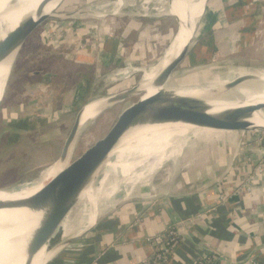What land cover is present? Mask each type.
Returning a JSON list of instances; mask_svg holds the SVG:
<instances>
[{"label":"rangeland","instance_id":"obj_1","mask_svg":"<svg viewBox=\"0 0 264 264\" xmlns=\"http://www.w3.org/2000/svg\"><path fill=\"white\" fill-rule=\"evenodd\" d=\"M113 1L63 0L54 12L57 18L46 21L18 51L0 102V189L30 182L52 165L77 116L89 102L127 95L137 86L141 90L106 105L95 119L87 122L70 145L71 160L151 95L150 85L140 84V73L161 56L168 27L161 3L123 0L124 8L118 14L95 18L89 13ZM207 4L201 25L207 45L203 46L205 57L198 63L205 68L190 72L179 87H209L211 81L218 84L216 75L231 69L264 70V0H207ZM186 66L187 63L181 67ZM131 70L136 73L126 76ZM256 138L245 137L219 150L228 153L234 147L236 151L243 147L245 151V141ZM188 147L183 157L167 162L156 172L147 187L135 185L128 188H133L128 193V185L110 186L113 207L124 199L144 206L155 199H139L171 193L164 180L171 178L174 187L181 182L188 157L195 153L187 154L191 149Z\"/></svg>","mask_w":264,"mask_h":264},{"label":"bare ground","instance_id":"obj_2","mask_svg":"<svg viewBox=\"0 0 264 264\" xmlns=\"http://www.w3.org/2000/svg\"><path fill=\"white\" fill-rule=\"evenodd\" d=\"M42 1L18 0L19 4L11 6V0H0V47L8 39L10 41L14 35L24 31L39 20L45 17L51 18L56 16L54 12L63 0L60 2L56 1L40 9L38 6ZM160 3L161 12L165 14L162 15L166 17L169 1L156 0L154 2V4L158 5ZM124 5L123 0H114L113 3L99 7L98 10L88 12L93 14V17L99 18L103 15L118 14L124 8ZM176 6H174L175 11L171 9V6L170 10H168V15L172 13L178 14ZM207 11L208 9L205 12V16ZM182 21L184 22V20ZM188 40L189 35L186 36L184 25L178 27L170 42L173 52H167L162 59L159 58L154 65L147 66L140 73V84L142 86L150 85L151 95L149 97L155 95L160 89H165L177 93L184 98H191L205 104L210 109L208 113L213 115L214 118L212 119L215 121L224 122L236 116V114L234 117L221 115L225 112H240L236 120L250 117V121L255 128L264 130V120H261V111L264 108V70L235 71L231 69L221 75H216L219 78L216 80L220 82L214 84L211 81L209 87H205L204 85L179 87L172 80V76L169 77L162 88L156 85L160 73L165 70L167 64L172 59L180 55L183 49L188 46ZM16 55L17 53L15 52L0 63V102ZM132 73H136V71L131 70L126 76ZM121 75L124 77L123 75L125 74ZM247 79H250L251 82H245L248 81ZM137 90L138 86L127 95L115 97L114 99L112 97L99 98L86 104L78 118L79 126L75 135L82 128L84 129V125L87 122L95 119L106 105L108 106V104L129 97L132 92ZM185 101L186 99H184ZM247 107H250L249 110L251 109V113L249 114L245 112V108ZM214 135H217V133L201 131L190 125L183 124L182 120H178L173 126L135 128V130L126 136L121 145L112 152L110 158L113 157L115 159L114 163L108 165L107 169L97 178H94L87 185L80 188L75 196L69 200V203L64 205L59 212L51 217L49 227H55L54 224L65 213L59 226H57L58 224L56 225L57 228H55L56 230L52 238H50L48 247L58 242H63L68 238L78 237L86 233L94 225L96 219L113 209L112 207L115 203L114 201L111 202L110 186L128 185L126 187L128 193L133 189L128 188L135 185L147 187L154 174L167 162L179 159L181 156L183 157L185 155L184 149L189 145L191 148L194 147L197 141L214 140ZM220 135L216 137L220 139ZM70 148L71 146H69ZM62 168L64 167L59 166L56 162L50 169L44 171L39 179L27 185L0 191V201L23 199L33 195L47 181L60 172ZM135 175H139V177L136 178ZM22 215L20 213L16 215L0 211V264L48 263L53 259L54 253L48 252L50 250H48V247L39 251L37 242L33 238L34 230L43 215L30 213ZM8 244H10V249L8 248ZM31 249H34L32 255L29 253ZM11 250L12 252L9 256ZM6 257L7 259H5Z\"/></svg>","mask_w":264,"mask_h":264},{"label":"crops","instance_id":"obj_3","mask_svg":"<svg viewBox=\"0 0 264 264\" xmlns=\"http://www.w3.org/2000/svg\"><path fill=\"white\" fill-rule=\"evenodd\" d=\"M205 38L203 46L207 45ZM223 147L189 155L177 190L175 182L165 178L171 193L164 191L144 206L127 203L113 209L91 233L49 264H143L149 260L152 248L147 238L169 228L178 232L176 225L214 204L218 184L227 190L243 182L245 168L239 161L231 165L235 147L228 153L219 150ZM216 180L221 183L213 185ZM179 235L180 243L167 264H193L211 251L217 264H242L247 258L264 264V178L251 195L241 194L203 213L202 218L186 223Z\"/></svg>","mask_w":264,"mask_h":264},{"label":"water","instance_id":"obj_4","mask_svg":"<svg viewBox=\"0 0 264 264\" xmlns=\"http://www.w3.org/2000/svg\"><path fill=\"white\" fill-rule=\"evenodd\" d=\"M17 1L18 0H11V6H16L18 3ZM56 1L60 2L61 0H43L38 7L43 9L44 7H47ZM168 1L169 6L166 14L168 27L165 32V36L163 37L160 58L162 59L167 52H173L171 50L170 42L178 27L184 25V32L186 36L189 35L190 40L188 46L183 49L180 55L172 59L167 64L165 70L160 73L156 81V85L161 88L171 76L173 78L172 80L176 82L177 85H182L185 81L184 78H186L188 74L205 68L202 64L198 63H200L201 59L204 57L202 41L205 37V28L201 25L204 23L203 21L207 9V0ZM175 5H177L176 7L178 8V14L176 13V15L172 13L171 15H168V10H170L171 6V9L174 10ZM67 15H71V13ZM52 18L57 17H45L44 19H41L29 26L24 31L14 35L10 41L8 39L6 43L0 47V63L11 54L15 52L18 54V51L30 38V36L35 33L36 30L46 21H52ZM182 20H184V22ZM186 63V67H181L186 65ZM190 64L192 66H188ZM207 67L211 66H206V68ZM180 68H184V70L178 72ZM247 80L248 81L245 82H251L250 79ZM184 99H186L185 102ZM249 108L250 107L245 108V112L247 114L251 113V109L249 110ZM209 110L210 109H208L203 103L192 100L191 98H184L177 93L165 89H160V91H158L155 95L136 104V106L128 111L123 117L121 116L101 139L87 148L77 158L71 160V151L69 152L68 150L69 146L73 143L75 132L79 126V115L77 116L74 125L65 141L59 158L53 163L55 164L57 162L59 166H63L64 168H62V170H60V172H58L52 179L47 181L33 195L23 199L0 201V211L10 212L16 215L18 213L21 215L25 213L43 215L42 219H40L38 222L33 235L35 242H37L38 250L41 251L43 248L48 247L50 238H52L56 230L55 228H57L56 225L58 224L57 226H59L65 213L59 217V221L54 224L55 227H49L51 217L59 212L64 205L68 204L69 200L75 196L80 188L87 185L94 178H97L107 169L108 165L114 163L115 159L113 157L110 158L112 152L121 145L126 136L135 130V128L141 129L146 127L152 128L173 126L178 122V120H182L183 124L190 125L201 131L215 132L217 135L221 134L220 139L216 137L217 135H214V140L197 141L194 147H188L191 149L187 151V154L196 151L210 150L227 146L238 140L242 141L245 139V137L248 138L249 136H258V138L261 136L264 138V130L255 128V126L250 121V117L236 120L237 117H239L240 112L234 113L229 111L221 115L234 117L236 114L235 118H231L224 122H218L212 119L214 117L208 113ZM261 113V120H264V108H262ZM242 134H245V137L244 135L241 136ZM52 165L44 169V171L50 169ZM44 171H42L38 177L32 181L39 179ZM32 181L26 182L25 184H20L14 188H17L21 185H27ZM2 190L6 191L8 189H0V191ZM154 199H156V197H150L148 199L141 198L139 200L152 201ZM130 200L131 199H124L115 205L113 209L130 203ZM214 206L215 204H210L206 207H203L199 214L207 211L208 209L214 208ZM113 209L96 219L94 225L86 233L78 237L68 238L61 243H56L54 245L57 246L50 250L48 249V252L54 253L55 257L57 254L63 252L72 244L82 240L89 233H91ZM177 229H180V226H178ZM8 248L10 249V244H8ZM33 251L34 249H31L29 252L30 255H32ZM11 252L12 250L10 251L9 256ZM5 259H7V257Z\"/></svg>","mask_w":264,"mask_h":264},{"label":"built area","instance_id":"obj_5","mask_svg":"<svg viewBox=\"0 0 264 264\" xmlns=\"http://www.w3.org/2000/svg\"><path fill=\"white\" fill-rule=\"evenodd\" d=\"M245 152V156H244ZM243 159L241 167L245 168L243 182L238 185H232L231 189H221L218 183H221V180H216L213 185L218 184L219 190L214 192L217 194L215 197V206L212 209H208L205 212H212L219 206H224L231 198L238 199L241 194L251 195L256 187L261 183L264 178V138H256L253 140L245 141V151L243 147L235 151L232 156L231 165H234L237 161ZM225 174H230L229 168L225 170ZM211 186V185H210ZM208 205H205V207ZM203 213H200L194 217L189 218L187 221H184L176 225V229L180 226V229L183 230L186 223H193L195 220L203 217ZM180 229L178 232L175 228H169L163 233L155 234L152 237L146 239V242L152 248L151 258L145 261L143 264H163L168 263V254L169 247L176 240H181L180 238ZM183 240V239H182ZM173 249V248H172ZM212 252V251H211ZM204 253L197 257L195 264H216L217 256L215 253ZM242 264H257L256 261L252 259H245Z\"/></svg>","mask_w":264,"mask_h":264},{"label":"trees","instance_id":"obj_6","mask_svg":"<svg viewBox=\"0 0 264 264\" xmlns=\"http://www.w3.org/2000/svg\"><path fill=\"white\" fill-rule=\"evenodd\" d=\"M179 243H180V240H176V241H174V243L171 245V247H169L168 261H169L171 255H172V252H173V249H172V248L175 249L176 246H177ZM196 261H197V259L194 261L193 264H195ZM163 264H167V263H163ZM216 264H217V262H216Z\"/></svg>","mask_w":264,"mask_h":264}]
</instances>
